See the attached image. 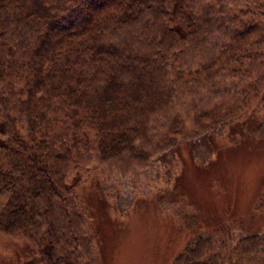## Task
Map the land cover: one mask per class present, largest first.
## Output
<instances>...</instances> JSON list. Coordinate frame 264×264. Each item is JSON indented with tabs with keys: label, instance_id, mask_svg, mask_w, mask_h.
<instances>
[{
	"label": "trees",
	"instance_id": "obj_1",
	"mask_svg": "<svg viewBox=\"0 0 264 264\" xmlns=\"http://www.w3.org/2000/svg\"><path fill=\"white\" fill-rule=\"evenodd\" d=\"M263 123L264 0H0V234L35 264H96L84 175L134 176L185 145L262 152ZM259 193L196 223L172 264H264Z\"/></svg>",
	"mask_w": 264,
	"mask_h": 264
},
{
	"label": "rangeland",
	"instance_id": "obj_2",
	"mask_svg": "<svg viewBox=\"0 0 264 264\" xmlns=\"http://www.w3.org/2000/svg\"><path fill=\"white\" fill-rule=\"evenodd\" d=\"M219 130L218 145L231 146L226 128ZM250 149L239 145L216 159L215 151L185 145L180 157L175 153L169 163L158 161L134 176L101 168L84 175L74 193L96 264H172L196 223L218 224L231 209L241 217L264 194V149ZM35 258L26 240L0 234V264H35Z\"/></svg>",
	"mask_w": 264,
	"mask_h": 264
}]
</instances>
